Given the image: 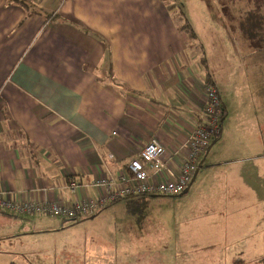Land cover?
<instances>
[{"label": "crops", "instance_id": "1", "mask_svg": "<svg viewBox=\"0 0 264 264\" xmlns=\"http://www.w3.org/2000/svg\"><path fill=\"white\" fill-rule=\"evenodd\" d=\"M24 1L30 7L0 0V194L12 201L68 203L66 186L75 181L82 185L80 200L95 198L92 183L130 161L151 139L166 148L185 139L202 86L207 80L217 85L205 54L186 53L189 38L180 26L176 30L168 5ZM220 99L221 134L200 168L205 158L218 157L213 145L229 130L230 105ZM261 150L233 151L236 165L253 162L236 170L242 178L248 171L262 178ZM46 219L44 225L33 220L35 229L59 227L56 218Z\"/></svg>", "mask_w": 264, "mask_h": 264}, {"label": "rangeland", "instance_id": "2", "mask_svg": "<svg viewBox=\"0 0 264 264\" xmlns=\"http://www.w3.org/2000/svg\"><path fill=\"white\" fill-rule=\"evenodd\" d=\"M159 1L170 5L178 32L184 11L196 34L186 53L205 54L207 71L230 105L229 130L213 145L218 157L205 158L182 195L121 199L93 217L56 218L58 228L36 230L33 220L44 225L47 217L0 213V264H264V173L258 179L248 171L243 179L236 170L253 162L236 165L239 156L232 155L249 146L264 155V45L238 28L250 6Z\"/></svg>", "mask_w": 264, "mask_h": 264}, {"label": "built area", "instance_id": "3", "mask_svg": "<svg viewBox=\"0 0 264 264\" xmlns=\"http://www.w3.org/2000/svg\"><path fill=\"white\" fill-rule=\"evenodd\" d=\"M223 114L217 88L206 82L201 88L200 106L191 131L185 139L172 148H166L156 138L151 139L130 161L92 183L97 197L80 200L77 192L82 185L70 181L66 189L72 200L68 203L44 199L12 201L0 194V210L71 222L93 217L110 204L128 197L177 196L190 188L201 158L212 142L220 137Z\"/></svg>", "mask_w": 264, "mask_h": 264}, {"label": "trees", "instance_id": "4", "mask_svg": "<svg viewBox=\"0 0 264 264\" xmlns=\"http://www.w3.org/2000/svg\"><path fill=\"white\" fill-rule=\"evenodd\" d=\"M14 3L24 7L25 9L30 7L28 3H26L24 0H12ZM221 1V0H219ZM233 1V0H228ZM240 2L245 3L246 7L247 5L250 6L248 10L245 11L244 16L240 17L239 21V31L242 35H244L248 40L252 38L251 42H254L255 44H261V41H258V39L262 40V45H264L263 36H264V0H239ZM168 8H170V5H168ZM181 17L184 19L183 25H180L179 29L183 31L187 37L194 41L195 40V31L193 26L191 25L190 21L188 20L186 14L184 11L181 10L180 12ZM254 16H257L259 21L262 23V29H259V27L256 25V22L254 21ZM262 38V39H261ZM252 44V43H251ZM207 83H209V80H207ZM225 115V110L224 114ZM136 197V196H135ZM140 197H146L140 196ZM131 199L132 197H128ZM127 199V198H125ZM14 213V212H12ZM6 214V213H5ZM16 214V213H14ZM20 215V214H17ZM75 221V220H73Z\"/></svg>", "mask_w": 264, "mask_h": 264}, {"label": "water", "instance_id": "5", "mask_svg": "<svg viewBox=\"0 0 264 264\" xmlns=\"http://www.w3.org/2000/svg\"><path fill=\"white\" fill-rule=\"evenodd\" d=\"M197 173H198V171L196 172V174H195V176H194V179H195V177H196ZM187 191H188V189H187V190H185L183 193H186ZM183 193H181V194H179V195H182Z\"/></svg>", "mask_w": 264, "mask_h": 264}]
</instances>
